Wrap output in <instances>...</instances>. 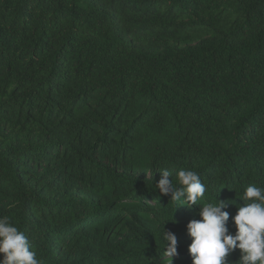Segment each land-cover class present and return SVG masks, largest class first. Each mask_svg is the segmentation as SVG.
Segmentation results:
<instances>
[{
  "label": "trees",
  "instance_id": "1",
  "mask_svg": "<svg viewBox=\"0 0 264 264\" xmlns=\"http://www.w3.org/2000/svg\"><path fill=\"white\" fill-rule=\"evenodd\" d=\"M164 169L176 187L196 172L204 196L161 195ZM253 184L264 0H0V218L40 264H192L189 221L233 203L234 235Z\"/></svg>",
  "mask_w": 264,
  "mask_h": 264
},
{
  "label": "clouds",
  "instance_id": "2",
  "mask_svg": "<svg viewBox=\"0 0 264 264\" xmlns=\"http://www.w3.org/2000/svg\"><path fill=\"white\" fill-rule=\"evenodd\" d=\"M159 172L161 178L155 184L156 188L161 195L170 194L173 202H181L183 197V202L191 207L206 192V185L194 171L181 169L177 172L179 187L173 185L170 170ZM243 200L247 203L237 207L233 217L234 235L228 234L226 222L229 214L222 211L233 203L219 200V203H205L200 207L201 219L189 221L187 225L188 235L192 238L188 246L192 264H225V258L236 249L240 250L241 264H264V188L248 185ZM165 224L162 234L166 243L164 252L172 258L177 254V238L165 230ZM0 254H3L0 264H40L35 252L30 250L25 234L7 217L0 218Z\"/></svg>",
  "mask_w": 264,
  "mask_h": 264
}]
</instances>
